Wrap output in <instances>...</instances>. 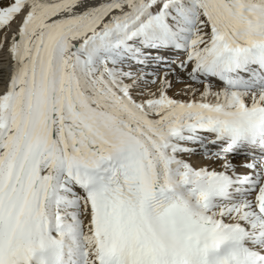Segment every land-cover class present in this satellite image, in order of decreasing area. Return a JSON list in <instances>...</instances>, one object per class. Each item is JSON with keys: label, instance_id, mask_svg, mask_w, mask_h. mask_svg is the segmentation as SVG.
Here are the masks:
<instances>
[{"label": "snow or ice", "instance_id": "snow-or-ice-1", "mask_svg": "<svg viewBox=\"0 0 264 264\" xmlns=\"http://www.w3.org/2000/svg\"><path fill=\"white\" fill-rule=\"evenodd\" d=\"M0 264H264V0H0Z\"/></svg>", "mask_w": 264, "mask_h": 264}, {"label": "bare ground", "instance_id": "bare-ground-1", "mask_svg": "<svg viewBox=\"0 0 264 264\" xmlns=\"http://www.w3.org/2000/svg\"><path fill=\"white\" fill-rule=\"evenodd\" d=\"M0 86H2V85H0Z\"/></svg>", "mask_w": 264, "mask_h": 264}]
</instances>
